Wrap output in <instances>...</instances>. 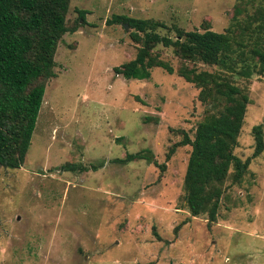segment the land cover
<instances>
[{
    "label": "rangeland",
    "instance_id": "1",
    "mask_svg": "<svg viewBox=\"0 0 264 264\" xmlns=\"http://www.w3.org/2000/svg\"><path fill=\"white\" fill-rule=\"evenodd\" d=\"M249 3L69 0L65 21L77 19L76 29L57 42L23 163L0 166V264H264V148L251 157L250 133L264 116V78L232 76L248 96L232 152L250 159L239 182L224 180L208 222L180 204L189 145L164 158L183 133L192 137L202 116L197 88L158 67L146 79L114 74L137 44L123 23L106 24L117 14L161 21L157 31L171 37L173 26L200 30L204 22L222 31L236 5L250 10ZM76 9L86 11L82 19ZM153 50L178 66L170 47ZM144 149L162 170L144 159L111 162ZM66 162L88 170H61Z\"/></svg>",
    "mask_w": 264,
    "mask_h": 264
},
{
    "label": "trees",
    "instance_id": "2",
    "mask_svg": "<svg viewBox=\"0 0 264 264\" xmlns=\"http://www.w3.org/2000/svg\"><path fill=\"white\" fill-rule=\"evenodd\" d=\"M243 1L239 0V4ZM69 0H0V166L18 168L24 160L41 103L45 82L54 76V52L65 32L76 29L77 19L65 21ZM250 7L234 10L229 25L222 31L209 28L183 30L173 26V36L160 34L163 22L152 18H135L114 14L106 24L123 23L130 29L129 39L137 44L133 58L112 67L123 78L146 79L154 67L176 73L197 88L196 97L203 104L201 118L192 137L185 133L172 143L165 160L176 146L189 145L181 182L180 204L191 216L204 214L208 222L216 219L224 180L239 182L247 170L250 157L241 160L232 150L236 145L248 96L246 87L232 76L264 78V0H250ZM82 19L84 10L76 9ZM244 12L243 16H239ZM170 47L179 60L176 68L160 58L153 48ZM200 61L217 69H197ZM190 63V65L188 64ZM254 124L251 157L264 148L262 126ZM144 159L161 170L152 154L144 149L126 152L111 162L125 164ZM102 163H99L98 167ZM61 170L86 171L87 165L66 162ZM95 170L97 165L90 164Z\"/></svg>",
    "mask_w": 264,
    "mask_h": 264
},
{
    "label": "water",
    "instance_id": "3",
    "mask_svg": "<svg viewBox=\"0 0 264 264\" xmlns=\"http://www.w3.org/2000/svg\"><path fill=\"white\" fill-rule=\"evenodd\" d=\"M123 27L125 28L126 27V24H123Z\"/></svg>",
    "mask_w": 264,
    "mask_h": 264
}]
</instances>
